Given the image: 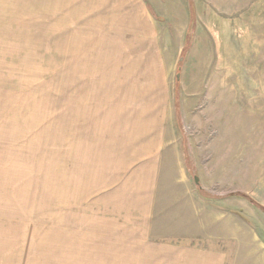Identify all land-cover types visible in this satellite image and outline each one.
<instances>
[{"label":"rangeland","instance_id":"obj_1","mask_svg":"<svg viewBox=\"0 0 264 264\" xmlns=\"http://www.w3.org/2000/svg\"><path fill=\"white\" fill-rule=\"evenodd\" d=\"M182 246L264 264V0H0V264Z\"/></svg>","mask_w":264,"mask_h":264},{"label":"crops","instance_id":"obj_2","mask_svg":"<svg viewBox=\"0 0 264 264\" xmlns=\"http://www.w3.org/2000/svg\"><path fill=\"white\" fill-rule=\"evenodd\" d=\"M253 234L255 235V232ZM166 246L164 245L162 248H166ZM182 248L178 249L175 260L173 258V250L162 249V264H226L227 261L226 255L219 248L202 246H193L191 248L182 246Z\"/></svg>","mask_w":264,"mask_h":264},{"label":"water","instance_id":"obj_3","mask_svg":"<svg viewBox=\"0 0 264 264\" xmlns=\"http://www.w3.org/2000/svg\"><path fill=\"white\" fill-rule=\"evenodd\" d=\"M176 78H177V80L179 79V74L176 75ZM194 182L200 188L199 183H198V177L197 176H194ZM229 194L231 195L232 193H229Z\"/></svg>","mask_w":264,"mask_h":264},{"label":"bare ground","instance_id":"obj_4","mask_svg":"<svg viewBox=\"0 0 264 264\" xmlns=\"http://www.w3.org/2000/svg\"><path fill=\"white\" fill-rule=\"evenodd\" d=\"M154 119V118H153ZM154 125V124H153ZM146 146V145H145ZM148 146V145H147ZM138 150V149H137ZM144 152V149L142 150ZM137 152V151H136ZM139 152V151H138ZM141 153V152H140ZM145 153V152H144Z\"/></svg>","mask_w":264,"mask_h":264}]
</instances>
